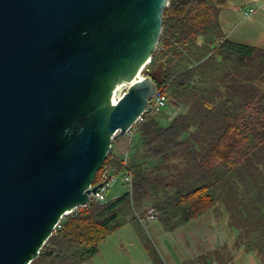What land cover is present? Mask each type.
Segmentation results:
<instances>
[{
    "label": "water",
    "instance_id": "obj_1",
    "mask_svg": "<svg viewBox=\"0 0 264 264\" xmlns=\"http://www.w3.org/2000/svg\"><path fill=\"white\" fill-rule=\"evenodd\" d=\"M168 4L0 0V264H30L88 204L157 91L144 69Z\"/></svg>",
    "mask_w": 264,
    "mask_h": 264
},
{
    "label": "trees",
    "instance_id": "obj_2",
    "mask_svg": "<svg viewBox=\"0 0 264 264\" xmlns=\"http://www.w3.org/2000/svg\"><path fill=\"white\" fill-rule=\"evenodd\" d=\"M217 3L169 0L145 74L158 91L188 102L187 112L167 125L160 124L158 113L144 112L130 129L139 132L145 155L144 165L127 164L131 193L102 203L89 200L63 217L30 264H81L127 222L137 228L152 263L164 264L137 218L130 216L149 198H155L158 221L171 223L172 229L213 210L217 199L218 206L224 199L242 206L245 201L234 199L238 192L244 199L251 196L253 204L262 195L264 199V48L223 33ZM117 140L93 183L104 170L110 175L126 170L122 157L111 151ZM252 166L258 170L250 172ZM237 224L233 227L240 233V246L264 251V233L241 232Z\"/></svg>",
    "mask_w": 264,
    "mask_h": 264
},
{
    "label": "rangeland",
    "instance_id": "obj_3",
    "mask_svg": "<svg viewBox=\"0 0 264 264\" xmlns=\"http://www.w3.org/2000/svg\"><path fill=\"white\" fill-rule=\"evenodd\" d=\"M264 0H218L217 12L220 29L231 40L264 47ZM254 10L249 17L244 12ZM170 111L175 109L171 104ZM161 113L157 114L159 117ZM167 125V124H162ZM113 154L125 156L130 167L138 168L145 160L139 132L128 131L118 138L111 149ZM258 170L255 166L250 172ZM116 177L106 193V201L127 191L122 174ZM263 185V184H262ZM172 189L169 190L171 192ZM234 199L245 201L242 206L233 200L224 199L213 210L204 212L196 219L182 224L160 223L157 218L143 219L142 207L131 211L137 218L145 235L153 244L164 264H264V251L246 250L240 246L239 231L233 226L241 225V232L247 230L252 235L264 233V199L257 203L242 198L238 192ZM155 198H149L145 207L153 208ZM251 200V198H250ZM250 202V203H249ZM154 209V208H153ZM128 216V218H130ZM235 219V220H234ZM251 230V231H250ZM81 264H153L148 258L137 228L127 222L112 232L98 245V253Z\"/></svg>",
    "mask_w": 264,
    "mask_h": 264
},
{
    "label": "built area",
    "instance_id": "obj_4",
    "mask_svg": "<svg viewBox=\"0 0 264 264\" xmlns=\"http://www.w3.org/2000/svg\"><path fill=\"white\" fill-rule=\"evenodd\" d=\"M252 9H248L247 11H245V15H248L252 12ZM145 69H144V73H145ZM173 105L172 99L170 98V96L165 93V92H160V91H156V93L154 94V96L152 97V99L149 101V104L147 106V108L145 109L144 112H148L150 114H154V113H160L166 109H170L168 108L169 105ZM141 118V117H140ZM139 118V120H140ZM127 158L123 157V163L126 167V170L122 173L123 176V182L127 185L128 189L127 192L131 193L132 190V177L131 174L129 172V170L127 169ZM116 175H110V172L108 170H104L101 173L100 176V180L97 183H93V185H99L98 188L94 191L91 192L89 194V200H94V201H98V202H105L106 201V193L109 190V188L111 187V185L116 181ZM92 186V185H91ZM142 212L144 213L142 218H138L139 221L143 220V219H153V218H157V214L155 212V210L153 208H147L144 207L142 208ZM72 213H75V211H73ZM71 213V214H72ZM67 216V215H66ZM65 217V216H64ZM60 222L57 224L56 228L60 227Z\"/></svg>",
    "mask_w": 264,
    "mask_h": 264
},
{
    "label": "crops",
    "instance_id": "obj_5",
    "mask_svg": "<svg viewBox=\"0 0 264 264\" xmlns=\"http://www.w3.org/2000/svg\"><path fill=\"white\" fill-rule=\"evenodd\" d=\"M260 7L264 9V5L263 4ZM253 13H254V10L248 15H245V13H244V15H245V17H249ZM218 21H219V19H218ZM219 27H220V23H219ZM260 47H262V46H260ZM170 98L172 99V102H173V105H174L173 107L175 109H173V111H170V110L166 109V110L160 112L161 115L159 117H157V119L160 122V124H163V123L164 124H169L173 120V118L175 116H177L178 114H183V113L187 112V110L189 108V103L188 102L180 103V102H177L175 100V98H173L171 96H170ZM123 157H125V156H122V159H123Z\"/></svg>",
    "mask_w": 264,
    "mask_h": 264
}]
</instances>
